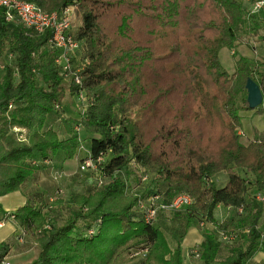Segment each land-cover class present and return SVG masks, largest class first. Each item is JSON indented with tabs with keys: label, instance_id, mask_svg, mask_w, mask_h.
Segmentation results:
<instances>
[{
	"label": "trees",
	"instance_id": "1",
	"mask_svg": "<svg viewBox=\"0 0 264 264\" xmlns=\"http://www.w3.org/2000/svg\"><path fill=\"white\" fill-rule=\"evenodd\" d=\"M20 1L79 16L71 70L80 84L69 78L68 93H83L87 108L65 115L64 75L48 46L50 32L7 23L0 8V57L15 53L14 67L0 80V198L19 191L46 161L74 159L85 144L90 157L82 160L91 159L103 180L100 189L78 193L70 203L27 204L12 214L15 228L36 247L29 264H126L140 246L147 249L141 264H184L180 246L171 249L156 221L146 223L137 210L155 195L162 203L188 195L191 205L175 220L236 236L239 243L219 260L221 243L205 230L202 264H244L262 250L264 212L255 197L264 191V130H255L247 144L238 134L240 112L251 110L243 96L248 78L264 100V68L235 50L243 35L258 30L251 10L239 0ZM223 49L237 57L232 73L220 61ZM261 105L253 110L261 112ZM52 113L62 138L46 125ZM16 128L25 131L23 141H15ZM131 166L142 171L140 180L150 178L147 195L129 194ZM222 174L227 178L218 186L213 180ZM62 206L75 208L71 217L49 225L44 211ZM217 206L234 210V219L218 222ZM9 251L0 243V264Z\"/></svg>",
	"mask_w": 264,
	"mask_h": 264
},
{
	"label": "rangeland",
	"instance_id": "2",
	"mask_svg": "<svg viewBox=\"0 0 264 264\" xmlns=\"http://www.w3.org/2000/svg\"><path fill=\"white\" fill-rule=\"evenodd\" d=\"M242 2L246 10L248 11L251 10V13L254 16V20H256V24L258 26V30L256 32L251 33L250 35H243L240 41V44L236 46V52H238L240 55L245 56L249 59L250 64L252 67H255L256 64H258L261 68L259 70H263L264 68V41L260 39V37L264 34V10H260L259 12L253 13V7H254V1L258 0H239ZM79 24V16L77 15L76 12H74L73 15V24L71 28V35H74L75 28ZM255 25L252 27L254 28ZM255 29V28H254ZM78 53V52H77ZM76 53V54H77ZM15 53L11 52L10 50H6L3 55L0 57V80L2 78V75L7 67H14L15 64ZM75 54V55H76ZM220 61L223 65V67L229 72H233V67H234V62L237 59V57L233 56L232 51L223 49L220 51L219 54ZM42 85V84H40ZM69 78H65L63 80V87L66 89V95L63 100L62 105L65 106L68 110V112L65 114L67 117H77V114H82L83 111L86 110V102L84 100H79L75 96H71L68 93L69 90ZM46 89V87H45ZM243 96H246V92L243 93ZM261 108L263 109L261 112L256 113L254 110H245L240 112L241 116V123H242V130L238 132L240 141L243 144H247L250 140L253 138V132L255 130L257 131H262L264 130V100L262 102ZM53 113L50 114L47 124L51 128H53L59 138H62L65 136L64 133V128L62 125L58 122L56 119L55 115L52 117ZM7 116H11V112L9 111ZM20 130L21 132H17ZM14 132L18 135H21L23 137V134L25 133L24 130L20 128L14 129ZM73 132L75 135H77L80 139H82L80 129L74 127ZM83 145H81L82 147ZM79 148L80 151H82V148ZM83 152V151H82ZM84 160H63L62 162L59 161H53L51 163L46 164L44 168H40L37 172L34 173L33 176H42V179L40 180H33L32 184L29 182L28 185H34V183H39V186L41 189L44 191L41 196H32L31 204L37 205L34 207H38L39 203L41 204H46L49 203L52 200L55 199H63L64 201L70 203L72 200V197H74L76 194H87L90 193L96 189H100L99 182H103L102 178H100L96 172H94L91 168H86L82 169L81 166L83 165ZM42 165V164H41ZM53 166V168H52ZM133 168L132 173L129 175L127 184L130 186L128 188L129 194H135V195H143L142 193H146L150 185V178H146L145 180H140L141 179V173L140 170H138L135 166H131ZM60 175V176H58ZM32 176V177H33ZM121 177L123 175L120 174ZM57 177V178H56ZM140 177V178H139ZM221 177H226L225 174H222L221 176H217V179L213 180L216 185L222 186L221 184ZM56 178V179H55ZM139 178V180L137 179ZM27 185V186H28ZM139 187V190H136V188ZM37 190V189H36ZM145 191V192H144ZM32 194L29 192V195ZM147 195V194H145ZM144 195V196H145ZM42 197V199L40 198ZM149 198V197H147ZM146 198V199H147ZM255 199L260 203L263 212H264V191L261 193L256 194ZM38 202V203H36ZM30 204V205H31ZM70 207V206H69ZM68 206H62V207H57V208H50L48 210L44 211V214L46 216V219L49 223V225H55L59 226L62 225L68 218L71 217L72 212L75 210L74 207L69 208ZM0 219L3 218V207L0 204ZM187 207L183 208L182 210L178 211H165L164 214L158 212L156 215V218L154 219L156 222L154 223L155 225L157 224V221L162 217L164 218L165 221L170 222L169 224H164V226L160 227L161 232L163 233L165 238H168L173 236L172 233L175 235L178 230L179 233V228H181V232L183 229V226L181 227L178 223H174L177 220H184L183 218H179L175 220L173 216L175 214L177 215H182L183 211L186 210ZM12 214V213H11ZM2 221V220H1ZM13 221V220H11ZM10 222L5 221V228L0 230V241L4 236H6V233L10 229L9 226ZM160 223V222H159ZM85 227L84 224H80V228ZM159 227V226H158ZM21 240L22 247L27 248L26 245H28V252L31 254L36 253L35 256L37 255L36 247L34 246V243H31L32 241L28 240L27 238H23L22 235L19 236ZM232 237L230 244L226 243L225 245L229 248L232 245H236L239 243L237 240L236 236H233V234H230V238ZM219 237V235L217 236ZM226 238V237H225ZM227 239V238H226ZM223 241V239H222ZM171 247L175 245V241H172ZM146 248L144 246L140 247H135L131 249V257L133 258L132 261L126 263V264H141L143 260L146 258ZM223 251V250H222ZM220 251L223 257H225L228 254V251ZM33 255V254H32ZM221 255V256H222ZM220 256V257H221ZM32 257V256H31ZM222 258V257H221ZM29 258H27L25 261H28ZM8 264H10L8 261H6ZM32 262V261H31Z\"/></svg>",
	"mask_w": 264,
	"mask_h": 264
},
{
	"label": "crops",
	"instance_id": "3",
	"mask_svg": "<svg viewBox=\"0 0 264 264\" xmlns=\"http://www.w3.org/2000/svg\"><path fill=\"white\" fill-rule=\"evenodd\" d=\"M17 132H20V131L18 130ZM14 139H15V141H23L21 135L18 136L15 134ZM81 148H82L83 152L78 150V152L74 158V161L75 160L77 161L78 159L82 160L83 158L90 157L87 145L85 144ZM51 162H53V161H51V160L46 161L45 163H43L41 165V168H44L46 166V164L51 163ZM52 168H53V166H52ZM132 170H133V168L130 170L131 173H132ZM141 172L142 171L140 170V173ZM58 176H60V175H58ZM39 178L42 179V176L39 177L37 175V176L31 177L26 183H24L21 186L19 191L7 194V195L2 196L0 198V204L4 210L3 211V213H4L3 218L0 219V223H2L0 230L5 228V224H4L5 221L10 222L9 223L10 229H8L9 231L6 233V236H4L2 238L0 243H6L10 246V251L5 258V261H8L10 264H29L36 257L35 256L36 253L31 252V254H30L28 252L29 251L28 245H26L27 248L22 247V245H19V244H21L20 243L21 240H18V238L20 239V237H19L20 235H22L23 238H27L30 241H32V240L30 238H28L27 236H25L18 229H16L13 221L7 220V216L11 213L13 214L18 208L23 207L24 205H27V204H31L32 203L31 202L32 196H41L42 194H44L43 193L44 191L41 189L38 182L34 183L33 186L28 185L29 182L32 184V181L35 179L40 180ZM215 179H217V178H215ZM220 180H221L220 181L221 184H224L225 177H221ZM136 190H139V187H137ZM29 192L32 194L29 195ZM40 198L42 199V197H40ZM36 203H38V202H36ZM40 204L41 203H39V205ZM33 206H37V205H33ZM163 214H164V212H163ZM234 216H235L234 210L229 209V208H224L222 206H217L215 211H214V217L218 222H222L224 220L234 219ZM169 223L170 222L165 221L164 218L161 217L157 221V224H159L157 226H159V228H160V227L164 226V224L166 225ZM174 223L179 224V225H177V228H178V226H180V224H181V227L183 226L182 232H181V228H179V233H178V230L175 231L177 233L175 235L172 233L173 236L169 237V239L166 238V240H167L169 247L171 249H174L178 245L180 246L181 256L183 258L184 264H202L201 261L199 260V254L201 252V243L203 241L202 234L205 230L212 231L214 233L215 239L220 241V243H221L220 251H222V250L228 251L230 248V247L228 248L225 245L226 243L230 244V241L232 239V237L230 238V234L218 233V232L214 231V228L210 224H206V223L201 222V223H191L189 225H186L184 220H177ZM258 228H259V230L262 231V235H261L259 242L264 243V214H263L262 220L259 223ZM218 235L221 238L218 239L217 238ZM233 236H235V235H233ZM222 239H223V241H222ZM172 241H175V245L173 247H171V244H170ZM31 243H33V242H31ZM218 254H219V256H218L219 260H223L228 255L227 254L225 257H223L221 252H219ZM27 258H29V260L25 261ZM244 264H264V247L262 248V250L258 251L257 253H255L252 256H250L249 258H247Z\"/></svg>",
	"mask_w": 264,
	"mask_h": 264
},
{
	"label": "built area",
	"instance_id": "4",
	"mask_svg": "<svg viewBox=\"0 0 264 264\" xmlns=\"http://www.w3.org/2000/svg\"><path fill=\"white\" fill-rule=\"evenodd\" d=\"M253 7V13L264 10V0L256 1ZM0 8L3 10L4 19L7 23H17L27 29L33 30L36 34L50 32L48 41L49 49L55 50L58 57L55 63L60 67L61 74L65 78H74L76 85L80 84L77 71L71 70V59L79 48V44L70 34L73 24V12L69 8L62 9L59 12L47 13L41 11L33 3L20 0H0ZM79 100H84L83 93L78 95ZM99 158L97 161H100ZM82 169L94 168L91 159L84 161ZM146 178L143 177L142 180ZM101 181L99 185H101ZM192 201L186 194H177L169 203L160 202L158 196L149 197L147 201H141L137 205V210L146 223H151L156 218L158 211H178L191 205ZM7 220H13V215L9 214ZM2 223H0V227ZM2 264H8L4 261Z\"/></svg>",
	"mask_w": 264,
	"mask_h": 264
},
{
	"label": "water",
	"instance_id": "5",
	"mask_svg": "<svg viewBox=\"0 0 264 264\" xmlns=\"http://www.w3.org/2000/svg\"><path fill=\"white\" fill-rule=\"evenodd\" d=\"M245 90L247 93L246 101L249 109L253 110L262 104V92L259 85L254 80L251 78L246 80Z\"/></svg>",
	"mask_w": 264,
	"mask_h": 264
}]
</instances>
